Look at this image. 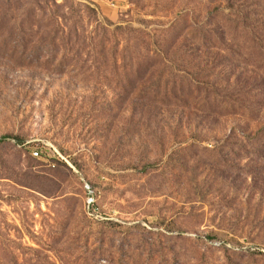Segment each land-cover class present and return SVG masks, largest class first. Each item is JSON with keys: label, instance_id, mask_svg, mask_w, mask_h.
Here are the masks:
<instances>
[{"label": "rangeland", "instance_id": "rangeland-1", "mask_svg": "<svg viewBox=\"0 0 264 264\" xmlns=\"http://www.w3.org/2000/svg\"><path fill=\"white\" fill-rule=\"evenodd\" d=\"M9 2L0 12V264H264V137H247L264 124V99L242 95L262 102L254 120L200 109L207 95L264 88V61L249 54L242 26L233 40H203L207 22L229 28L248 1ZM97 20L150 32L158 63L141 81L146 50L123 58V37ZM176 20L186 33L166 43L162 30ZM83 25L88 46L70 31ZM157 91L182 99L154 102ZM233 128L239 135L226 140Z\"/></svg>", "mask_w": 264, "mask_h": 264}, {"label": "trees", "instance_id": "trees-1", "mask_svg": "<svg viewBox=\"0 0 264 264\" xmlns=\"http://www.w3.org/2000/svg\"><path fill=\"white\" fill-rule=\"evenodd\" d=\"M237 0H228V6L229 8H233L234 4L233 2L236 3ZM245 1V0H244ZM248 1V7L250 8L249 12H230L228 19L230 22L233 24H229V28L224 29V28H219L220 26H213L211 27V22H207V29H204V39L205 41H210V37L214 38H227V36L230 34L231 37H228L229 39H234V35H236L233 30H237L239 26H242L244 31H245V36H248L250 38V43H249V49L250 55H255L259 59L264 61V12H258L257 8H260L262 6V3L264 0H247ZM3 4L7 7H10V2L9 0H5L3 3H0V12L1 8L3 7ZM54 6L57 7L58 5L54 3ZM84 8L82 10L84 11H90V6L88 5H82ZM87 15L90 14V12H86ZM93 14V12H92ZM232 15V16H231ZM234 15V17H233ZM226 17V16H224ZM64 18V17H63ZM179 20L173 21L170 23L168 26L163 28V33L165 35V40L166 43L170 41H176L177 39L181 38L186 33V30L188 27L182 25L180 26V23L178 22ZM114 24L111 22H106L105 24L100 23V21L97 20V26L98 28H102L104 32H111L115 35L122 36L124 41H125V46L122 49V57L125 58V52H128L131 48L138 49L140 46H142L146 51L140 52L137 55L138 58H145L147 59L145 62L147 63V66L142 69L141 72L136 71L135 74L137 76L139 75L140 78L138 80H142L146 73L156 64L158 63L157 56L150 55L149 49L147 47L148 43L150 44L152 40V36L150 32L146 33V31L141 28V27H132L130 25L123 26V25H115V27L110 31L111 27ZM215 25V24H214ZM233 26V27H232ZM86 27V26H85ZM84 25L80 28V30L72 29L70 30L71 32H75L76 38H78L77 41L81 40V44H86V46L90 45V35H88L87 30L85 29ZM232 30V32H231ZM145 31V32H144ZM59 32L61 34H65V25L64 27L61 26ZM56 34V32H53L52 36ZM51 36V37H52ZM57 35H54L52 38H57ZM239 37V36H238ZM248 37H244L245 41L248 40ZM48 38H50L48 36ZM48 38H45L42 42H46ZM240 38V37H239ZM63 41V35L61 39ZM108 41V40H107ZM100 46L103 49H106L107 42L105 40L99 41ZM79 44V43H78ZM40 49L39 45H36L33 47V50ZM45 49L46 48H42ZM165 50V49H164ZM111 51V50H110ZM156 55H159L161 58V61L163 59L162 53L159 51H156ZM165 58V57H164ZM60 66H64L65 60L63 58L60 59L59 63ZM136 76V77H137ZM138 76V77H139ZM256 86H251L250 89L248 90H243L241 91L238 89L237 93L231 94V93H226V94H217L213 96H205L204 97V102L201 106V111L205 114L213 115V114H219V115H234V114H241L248 119L254 120L258 117L259 113L258 110L253 107L254 104H256L257 108L262 105V102L260 100H251V102H247L246 100H243V94H245V97H251L252 99H255L256 97L264 99V88L262 87H256ZM240 92V93H239ZM185 96V95H184ZM183 96V97H184ZM182 97V96H181ZM185 97H191V96H185ZM180 96H176L174 94L168 95L167 93L160 95V93L157 91L153 95L152 101L154 102H162V103H169V104H177L180 102ZM177 100V101H176ZM237 134V129L233 128V131H231L225 138L226 140H229L230 138H233L235 136H238ZM248 139H260L264 137V124L259 130L254 133L253 135H248ZM0 143L1 140H0ZM3 195L0 194V199H3Z\"/></svg>", "mask_w": 264, "mask_h": 264}, {"label": "built area", "instance_id": "built-area-1", "mask_svg": "<svg viewBox=\"0 0 264 264\" xmlns=\"http://www.w3.org/2000/svg\"><path fill=\"white\" fill-rule=\"evenodd\" d=\"M33 156L34 157H37V158H43V155H44V150L42 147H37L33 152H32ZM57 154L59 156H61L59 154V152H57ZM53 157H57L56 155H53ZM86 188V191H87V194H88V197H87V206L88 208H90L91 206L93 207L95 205V199L93 197V190L91 189L90 185L86 184L85 186Z\"/></svg>", "mask_w": 264, "mask_h": 264}]
</instances>
